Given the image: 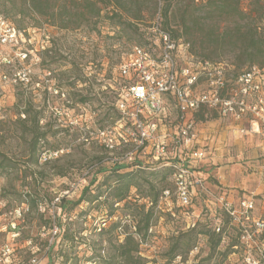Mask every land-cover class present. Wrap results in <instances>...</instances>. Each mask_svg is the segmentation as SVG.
Returning a JSON list of instances; mask_svg holds the SVG:
<instances>
[{
  "label": "rangeland",
  "instance_id": "obj_1",
  "mask_svg": "<svg viewBox=\"0 0 264 264\" xmlns=\"http://www.w3.org/2000/svg\"><path fill=\"white\" fill-rule=\"evenodd\" d=\"M201 1L176 0L170 8L168 28L176 38L189 43L194 55L226 66L230 79L248 69L249 60L253 61L252 66L264 69L260 67L264 58L261 54L242 52L233 42L214 45V23L209 21L201 26L205 17L198 6ZM120 2L125 9V12L117 10L122 20L109 19L116 9L101 6L98 17L91 18L89 9L82 21L77 14L56 25L25 18L30 42L22 51L28 53V58L24 63L0 66V74L7 77L0 80V202L5 204L0 211V225L7 223L4 211L21 204L28 207L16 236L0 233V246L8 243L12 247L9 258L0 264H94L92 261H97L99 255L111 254L109 239L121 243L125 232H134V226L142 225L140 221L150 207L145 198L148 194L145 181L151 178H142L141 189H131L127 204H116L110 214L111 199L107 197L108 190L101 187L107 174L99 171H109V159H120L132 146L120 144L109 153L102 145L100 133L113 128L117 137L127 131L123 125H116L120 116L115 104L122 85L119 67L133 45L146 46L149 28L163 2ZM188 2L189 9L185 8ZM2 3L0 0V12L6 13L4 7L10 10V6ZM239 7L249 14L253 4L251 0H239ZM138 12L139 19L130 20ZM126 22L134 26L129 27ZM61 24L68 28H60ZM219 25L225 27L224 22ZM17 72L26 75L27 84L13 83ZM160 117L161 131L175 130L173 107L168 105ZM203 117L207 120L197 121L196 115L193 118L196 126L193 147L204 153L203 160L194 167L202 175L203 190L194 194L186 215L176 205L171 176L153 181L158 203L152 209L147 237L141 238L139 246L147 264H241L242 251L231 248L238 245L235 230L228 226L213 199L221 192L234 200L253 198L257 214L264 219V137L253 134L240 137L243 134L232 129L229 120L212 112H204ZM128 129L131 130L129 126ZM35 134L44 138L34 147ZM155 153L151 147L139 156L143 166L149 167L146 173L163 167L156 165ZM136 169L129 167L121 172ZM92 180L95 182L90 184ZM87 186L92 194L105 192L92 204L68 205L66 216H60L58 199L65 197L73 203ZM162 186L171 193L167 202L160 200ZM216 217H220L221 227L229 238L212 251ZM115 223L119 226L114 232H99L107 231ZM192 224L195 230H208L210 234L198 235L192 250L169 261L168 249L193 229ZM53 225L59 227L56 237L49 232ZM66 231L73 237L72 242L64 239ZM224 253H228L226 258Z\"/></svg>",
  "mask_w": 264,
  "mask_h": 264
},
{
  "label": "built area",
  "instance_id": "obj_2",
  "mask_svg": "<svg viewBox=\"0 0 264 264\" xmlns=\"http://www.w3.org/2000/svg\"><path fill=\"white\" fill-rule=\"evenodd\" d=\"M157 1L160 4L161 0ZM149 35L146 46L133 45L128 58L119 67L122 85L115 104L120 116L116 125H123L127 131L116 137L111 128L101 132L100 137L109 153L120 144H131L132 149L123 157L111 159L119 163L133 162L154 147L153 159L171 170L176 205L188 215L192 197L203 190L202 178L194 168L204 158L203 151L193 147L196 138L194 116L208 111L235 124L246 122L247 128L237 129L240 134L264 137V69L251 66L230 79L226 66L194 55L189 43L174 39L165 31L159 13L149 28ZM29 42L23 32L0 14V66L24 63L28 53L22 48ZM13 76V83L27 84L29 81L23 72ZM0 80H7L6 75L0 74ZM168 105L176 113V127L174 131L170 128L161 131L160 116ZM170 197L166 189L160 200L167 202ZM213 199L228 226L235 230L238 245L231 248L242 251L241 264H264V219L257 214L256 200L250 197L233 200L225 192ZM262 200L264 202V196ZM4 207L0 202V211ZM27 211L25 204L4 211L7 223L0 225V233L16 236ZM214 223L213 231L220 235L223 246L229 233L221 227L220 217L214 218ZM194 226L192 224L191 228ZM49 232L56 237L59 227L53 225ZM11 252L8 243L2 244L0 263H4Z\"/></svg>",
  "mask_w": 264,
  "mask_h": 264
},
{
  "label": "trees",
  "instance_id": "obj_3",
  "mask_svg": "<svg viewBox=\"0 0 264 264\" xmlns=\"http://www.w3.org/2000/svg\"><path fill=\"white\" fill-rule=\"evenodd\" d=\"M61 1H65L68 5L61 4ZM138 2L139 0H133ZM253 7L250 9L249 14H245L241 11L239 7V0H202L198 5L200 10L204 13L205 17L201 26H205L207 22L214 23L215 29V41L214 45L219 43L227 44L233 42L235 46L239 48L242 52H248L250 54L258 53L264 57V0H251ZM163 7L159 9V17L161 20L162 28L167 31L174 39L176 35L171 31L168 26V13L170 8L174 6L176 0H162ZM8 3L10 10L4 7L5 11L0 12V14L8 19L17 30L23 32L27 35L26 26L24 25L25 18H29L33 21H38V23L56 25L64 22V20L77 14L79 20L82 21L86 19L87 11H90L91 18L98 17L100 13V6L102 8L113 7L114 12L108 17L109 19L122 20V15L117 12L121 10L125 12L124 7L121 5L120 0H3V3ZM193 4V3H192ZM3 5V6H4ZM71 5V6H69ZM191 3L188 2L185 8H190ZM20 16L19 19H14L13 16ZM140 17V12L135 16H130V20H137ZM217 17V18H216ZM220 22L225 23V27L221 28ZM129 27H133L132 22L125 23ZM60 28L67 29V25H60ZM76 28V27H75ZM244 39V41H241ZM148 42L146 41V44ZM261 66L264 67V58L261 61ZM250 66H252L253 61L249 60ZM116 110V109H115ZM118 113V111L116 110ZM205 112V111H204ZM200 112L196 114V120L203 122L207 120L203 117V113ZM119 115V113H118ZM44 135L35 134L33 137V146L35 147ZM109 164L111 168L108 170L101 169L100 173H106L104 184L101 187H105L108 190V195L111 199L109 210L110 214L113 212L114 206L116 204L124 203L127 204V199L129 198V193L131 189L140 190L142 187V178H151L146 180V185L148 189V194L145 196L149 200L150 207L147 209L143 218L141 219V224L134 226V232H125L123 234L124 238L121 243L113 242L109 239V246L111 249V254L108 257L98 256L97 261L93 258L88 259L93 260L94 264H147L146 259H144L139 253V246L141 238L144 240L147 237V232L149 230L150 220L152 218V209L158 203V193H156V187L153 181L158 177L161 180H165L168 176H171V170L166 167H161L157 171L146 173V169L149 167L143 166V161L138 158L133 162L119 163L118 161H112L109 159ZM37 162V158L35 159ZM156 165H161V163H156ZM162 166V165H161ZM129 167H136V170L129 172H121L123 169ZM196 172L200 175V171ZM95 181L92 180L90 184ZM101 190V189H100ZM166 190L165 187H161V194ZM105 191H99L96 194L90 193V187H84L81 191L80 196L76 201L70 203L65 197L58 199L59 203L56 205L60 212V216H66V211L68 210V205L71 207L80 205L81 203L92 204L102 197ZM119 226V223H115L109 227L107 231L100 229V233H112ZM208 230L198 231L193 229L184 233L181 239H177L176 242L168 249L167 259L173 260L177 256H183L192 250L194 246L195 239L198 235H209ZM213 234L211 250L215 251L220 242V235ZM137 236L139 240L135 238ZM66 241H73V237L69 235L66 231L63 235ZM187 237L186 240L182 241V238ZM51 250V247L49 248ZM228 253H224V258H226Z\"/></svg>",
  "mask_w": 264,
  "mask_h": 264
},
{
  "label": "crops",
  "instance_id": "obj_4",
  "mask_svg": "<svg viewBox=\"0 0 264 264\" xmlns=\"http://www.w3.org/2000/svg\"><path fill=\"white\" fill-rule=\"evenodd\" d=\"M231 124V127H232V129H239V128H241V127H246V126H248V124L246 123V122H244V123H241V124H235V123H233V122H231V121H229ZM248 134H250V133H246L245 135H238V136H240V137H244V136H247ZM263 136V135H261V134H253L252 136ZM229 197L231 198V199H233L232 197H231V195H229ZM234 200V199H233Z\"/></svg>",
  "mask_w": 264,
  "mask_h": 264
}]
</instances>
